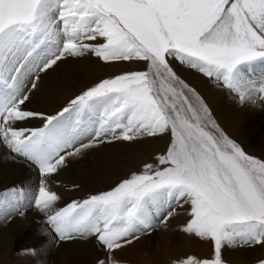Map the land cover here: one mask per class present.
I'll return each mask as SVG.
<instances>
[{
    "label": "snow or ice",
    "instance_id": "obj_1",
    "mask_svg": "<svg viewBox=\"0 0 264 264\" xmlns=\"http://www.w3.org/2000/svg\"><path fill=\"white\" fill-rule=\"evenodd\" d=\"M89 56L143 61L147 70L101 79L55 114L26 107L50 70ZM169 58L242 101H264V83L246 76L264 61V0H0V146L40 177L34 198L19 186L0 191V219L23 216L34 202L54 240L95 237L107 253L98 264H117V250L188 204L182 231L210 241L213 257L175 264H224L225 247H264V160L225 134ZM36 119L41 126H25ZM169 131L166 151L141 171L56 208L61 197L49 185L67 187L55 177L87 150Z\"/></svg>",
    "mask_w": 264,
    "mask_h": 264
},
{
    "label": "bare ground",
    "instance_id": "obj_2",
    "mask_svg": "<svg viewBox=\"0 0 264 264\" xmlns=\"http://www.w3.org/2000/svg\"><path fill=\"white\" fill-rule=\"evenodd\" d=\"M169 61L177 76L202 97L210 109L213 119L225 134L237 142L246 154L264 160V148L251 147L247 136H244L243 119L245 118L229 114L228 109L224 113V110L219 106L222 103L219 104L218 100L222 99L221 94L223 92L219 91L217 81L214 78L206 77L196 69L181 64L175 59L169 58ZM253 65L259 66L262 64L260 61H256ZM146 70L147 63L143 61H123L106 64L97 60L94 56L79 60L69 58L60 62L58 66H55L47 75L43 76L39 90L33 95L26 107L33 111L55 114L66 106L69 99L101 79L112 78L115 75L130 71ZM185 94L187 95V93ZM189 99L192 100V98ZM232 99L233 101L236 100L235 97ZM256 103L254 105L258 107L259 103ZM231 106L230 104L229 108ZM245 112L250 115L256 114V110L253 108H246ZM240 115L242 114L240 113ZM33 125L39 126L41 121L37 119ZM170 141L171 133L169 131L157 138L148 137L132 142L104 143L87 150L86 154L76 158L69 167L62 170L55 177L56 180L67 187H61L57 184L49 185V188L61 197L56 204V208H62L63 204H67L70 200L69 197L81 193L87 196L91 192H102L117 184L122 178H127L132 172L141 171L145 163L154 162L156 156L166 151ZM9 155L11 154L8 150L0 146V175L4 174L11 179L10 184L12 187L17 186L16 180L19 177L28 182L27 185L29 186H32L28 181L29 178L39 184L37 176L35 177V173L30 170L19 174V177H12V173L8 171L12 159L6 158ZM29 166L32 165L29 164ZM73 185H78V187L73 188ZM184 209L185 211L169 218L166 224L155 228L151 235H145L133 244L117 250L114 253L115 259L121 264H175V262L186 259L188 256H194L199 260L211 259L213 250L210 241L201 240L195 237L194 234H187L182 231L183 226L191 218L188 215L190 205L185 204ZM31 219L30 215L27 218L20 216L12 223L0 225V264H98V260L105 258L107 255L106 250L102 248L95 237L83 241L57 242L53 239L54 233L51 231L48 235H46V232L45 235L40 233L43 231L42 223H36ZM47 226H45V231L48 230ZM165 227L168 229L167 232L162 231ZM166 240L170 243H167ZM52 247H54V250H52ZM55 252L57 258L51 261L50 255L52 253L54 256ZM145 252L149 255L142 257L141 254ZM262 259H264V247L259 245L225 247L222 251L224 264H259Z\"/></svg>",
    "mask_w": 264,
    "mask_h": 264
},
{
    "label": "rangeland",
    "instance_id": "obj_3",
    "mask_svg": "<svg viewBox=\"0 0 264 264\" xmlns=\"http://www.w3.org/2000/svg\"><path fill=\"white\" fill-rule=\"evenodd\" d=\"M260 63L262 64V65H259V66H256V65H253V63L251 64V65H249V66H247L248 67V69H250V70H246V76L252 81V83H253V85L254 86H259L261 83H264V80H262V78H264V61L262 62V61H260ZM197 70V69H196ZM198 71V70H197ZM217 83V85H218V87H219V91H221V95H222V99H220V100H218L219 101V104H220V102L222 103L221 105H219L223 110H224V113H226L227 112V109L229 110V114H233V115H238V116H240V117H244L245 119H243L244 120V129H243V132H244V136H247V139H248V143H250L251 144V147H257L258 149H259V147L261 148V149H263L264 148V101H261L260 99H255V103H256V101H260V102H257V103H259L258 104V107H256L254 104V102L252 103V101L250 102L247 98L245 99V100H239V95L237 94V93H235V92H232V91H230L229 89H227L226 87H224L223 86V84L222 83H220V82H216ZM187 90V89H186ZM186 90H184L185 91V93H187V95H189L188 97L189 98H192V96H190L191 94L190 93H188V91H186ZM233 97H235L236 98V100L235 101H233ZM229 98V99H228ZM193 99V98H192ZM228 99V100H227ZM232 101V102H231ZM225 102H227V103H225ZM231 102V103H230ZM237 103V104H236ZM256 103V104H257ZM232 105L231 106V108H229V105ZM227 105H228V107H227ZM253 107H252V106ZM234 106V107H233ZM225 107H227L226 109H224ZM235 107H237V108H235ZM247 109H251V108H253L254 110H256V114H252V115H250V114H247V112H245V109L246 108ZM233 108H234V110H233ZM231 109V110H230ZM242 109V110H241ZM258 109V110H257ZM232 111H234L233 113H232ZM238 111V112H237ZM245 112V113H244ZM240 113L242 114V115H240ZM248 115V116H247ZM247 116V117H246ZM250 116V117H249ZM251 118H253L252 120H251ZM255 118V119H254ZM247 119V120H246ZM33 123H32V122ZM31 121H29L25 126H27V127H39V126H41V125H33L36 121H37V119L34 121V120H31ZM31 122V123H30ZM33 125V126H32ZM246 128H248V129H246ZM246 129V130H245ZM246 134V135H245ZM259 135V136H258ZM251 138V140H249ZM253 141V142H252ZM260 142V143H259ZM262 143V144H261ZM250 144H249V146H250ZM11 161H13V162H11ZM10 161V163H9V167H8V171H9V173H12V177H16V176H18L19 177V174H23V173H25L26 171H32L33 173H35L34 174V176L38 179V182H39V172L38 171H35V170H38V169H36L35 168V166H29V164L30 163H28V162H26V161H22V159H20V161H16V160H11ZM23 164V165H22ZM25 164V165H24ZM20 165V166H19ZM11 168V169H10ZM22 168V169H21ZM30 168V169H29ZM33 168V169H32ZM28 169V170H27ZM23 170V171H22ZM25 170V171H24ZM16 171V172H15ZM35 171V172H34ZM38 172V173H37ZM37 174V175H36ZM1 177H0V191H3V190H5V189H7V188H10V187H12L11 186V179H9V178H7L4 174L3 175H0ZM29 177V176H28ZM11 178V177H10ZM2 179V180H1ZM21 178L19 177V179H17L16 181H17V186H19L20 188H23L24 190H25V192L27 193V192H31L32 193V195H34L35 196V194L38 192V187H39V184L36 182V181H34L33 179H31V178H29L28 179V181L30 182V185H32V186H29V185H27V183L28 182H26L25 180H23V179H21ZM8 180V181H7ZM21 184V185H20ZM25 185V186H24ZM34 185V186H33ZM116 185V184H115ZM114 185V186H115ZM2 186V187H1ZM38 186V187H37ZM114 186H112V187H114ZM15 187V186H14ZM27 187H28V189H27ZM112 187H110V188H108L107 190H110ZM2 189V190H1ZM107 190H103V191H107ZM102 191V192H103ZM98 193H100V192H98ZM84 193H81V194H76V196H74V197H69V201H68V203L67 204H63L62 205V207H65V206H67L69 203H71V202H73V201H82L83 199H85V198H87L89 195H91V194H97V193H90L89 195H87L86 196V194H84ZM34 196H33V198H34ZM33 204H34V202H33ZM32 204V206L30 207V208H27V209H21V210H23L24 212H25V214L22 216V217H24V218H27V216H29L30 215V217L32 218L31 220H34L36 223H39V224H41L42 226H43V231L42 232H40V233H45L46 232V235H48V233H50V227L49 226H47V222H46V216L43 214V213H40L39 211H37V209L35 208V206ZM57 206V205H56ZM35 209H34V208ZM32 208V209H31ZM34 210H35V212H34ZM33 211V213H31ZM33 214V215H32ZM34 215H35V217H34ZM17 217H20V215H19V212H16L15 214H12L11 215V218L10 219H8V218H3V219H0V225H3V224H8V223H12V222H14L16 219H17ZM41 218H42V220H41ZM14 219V220H13ZM44 222V223H43ZM45 226H47L48 227V230L47 231H45L44 229H45ZM0 231H1V229H0ZM45 235V234H44ZM77 239H79V238H77ZM77 239H74V241H83V239H79V240H77ZM50 241V240H49ZM155 244V243H154ZM54 247H52V250H54L53 249ZM56 253V252H55ZM54 253V256L52 255V253H51V255H50V257L52 258V260L51 261H54V260H56V258H57V253L55 254ZM56 255V256H55ZM230 264V263H229Z\"/></svg>",
    "mask_w": 264,
    "mask_h": 264
},
{
    "label": "clouds",
    "instance_id": "obj_4",
    "mask_svg": "<svg viewBox=\"0 0 264 264\" xmlns=\"http://www.w3.org/2000/svg\"><path fill=\"white\" fill-rule=\"evenodd\" d=\"M162 231L167 232L168 229L165 227L162 229ZM166 242L170 243V241H168V240H166ZM157 247H159V246L157 245ZM141 255H142V257H147L149 254L147 252H145V253H142ZM117 264H121V262L117 261Z\"/></svg>",
    "mask_w": 264,
    "mask_h": 264
}]
</instances>
